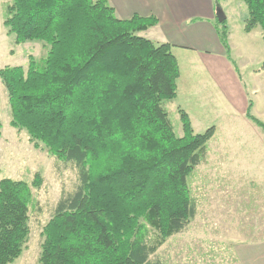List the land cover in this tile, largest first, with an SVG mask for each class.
Here are the masks:
<instances>
[{"label":"trees","instance_id":"obj_1","mask_svg":"<svg viewBox=\"0 0 264 264\" xmlns=\"http://www.w3.org/2000/svg\"><path fill=\"white\" fill-rule=\"evenodd\" d=\"M241 1L245 32L260 28L264 39V0ZM6 11L15 45L49 48L26 70H0L11 126L78 172L44 228L40 264H163L152 256L197 214L188 177L216 126L195 133L179 108L184 135L175 134L163 102L178 96V60L170 43L141 35L158 19H121L109 0H10ZM217 31L230 58L227 20ZM253 106L246 116L264 131ZM32 198L27 182L0 181V264L22 255Z\"/></svg>","mask_w":264,"mask_h":264},{"label":"rangeland","instance_id":"obj_2","mask_svg":"<svg viewBox=\"0 0 264 264\" xmlns=\"http://www.w3.org/2000/svg\"><path fill=\"white\" fill-rule=\"evenodd\" d=\"M218 1L234 34L236 49L232 56L256 104L252 114L264 123L262 30L256 28L247 36L244 20L248 9L241 0ZM9 3L10 0H0V70L7 66H22L26 70L30 57L41 61L49 48L41 42L15 45L14 36L4 25ZM141 35L152 36L150 32ZM163 107L175 134L182 137L177 103L164 101ZM245 119L220 122L221 129L207 144L206 162L188 177L197 214L152 259L163 264H264V131ZM11 122L8 92L0 79V181H25L31 185L33 195L29 237L22 255L12 264H40L44 228L60 199L75 191L78 172L72 164L51 155L45 146L36 147L26 130L12 127ZM36 178L40 179V186L33 185Z\"/></svg>","mask_w":264,"mask_h":264},{"label":"crops","instance_id":"obj_3","mask_svg":"<svg viewBox=\"0 0 264 264\" xmlns=\"http://www.w3.org/2000/svg\"><path fill=\"white\" fill-rule=\"evenodd\" d=\"M109 4L121 19H129L135 14L158 19V24L147 31L152 36H145L173 46L172 52L181 71L178 96L174 101L178 109L188 114L195 133L212 125L216 126L218 133L220 122L227 119L229 122L239 118L249 120L246 115L252 99L232 56L236 49L234 34L227 23L231 51L228 58L217 31V6L223 7L220 1L109 0ZM223 12L228 21L226 12ZM254 32L256 30L246 34L251 36ZM253 104L254 114V101Z\"/></svg>","mask_w":264,"mask_h":264},{"label":"water","instance_id":"obj_4","mask_svg":"<svg viewBox=\"0 0 264 264\" xmlns=\"http://www.w3.org/2000/svg\"><path fill=\"white\" fill-rule=\"evenodd\" d=\"M217 18H218V21L220 23H223L226 21V16H225V13L223 12V10H221V9L217 10Z\"/></svg>","mask_w":264,"mask_h":264}]
</instances>
